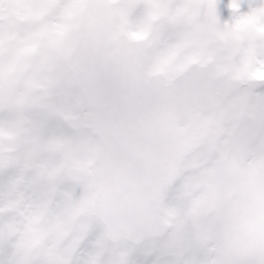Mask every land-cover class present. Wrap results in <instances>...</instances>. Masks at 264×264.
Returning a JSON list of instances; mask_svg holds the SVG:
<instances>
[{
	"label": "snow or ice",
	"instance_id": "snow-or-ice-1",
	"mask_svg": "<svg viewBox=\"0 0 264 264\" xmlns=\"http://www.w3.org/2000/svg\"><path fill=\"white\" fill-rule=\"evenodd\" d=\"M0 0V264H264V0Z\"/></svg>",
	"mask_w": 264,
	"mask_h": 264
},
{
	"label": "rangeland",
	"instance_id": "rangeland-1",
	"mask_svg": "<svg viewBox=\"0 0 264 264\" xmlns=\"http://www.w3.org/2000/svg\"><path fill=\"white\" fill-rule=\"evenodd\" d=\"M231 0H217V13L219 15L220 23L224 24L225 22H232L233 20V11L230 8ZM251 3V0H242L239 12L244 13L249 11V4ZM223 4L226 6L228 5V8L230 11L224 12V9H222ZM227 8V6H226Z\"/></svg>",
	"mask_w": 264,
	"mask_h": 264
}]
</instances>
